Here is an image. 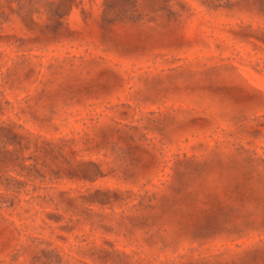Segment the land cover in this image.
Masks as SVG:
<instances>
[{
  "label": "rangeland",
  "instance_id": "rangeland-1",
  "mask_svg": "<svg viewBox=\"0 0 264 264\" xmlns=\"http://www.w3.org/2000/svg\"><path fill=\"white\" fill-rule=\"evenodd\" d=\"M0 264H264V0H0Z\"/></svg>",
  "mask_w": 264,
  "mask_h": 264
}]
</instances>
